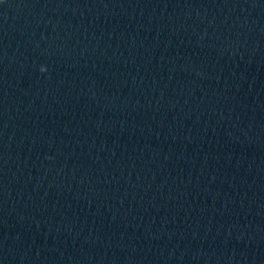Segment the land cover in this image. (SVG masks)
<instances>
[{"label": "water", "instance_id": "1", "mask_svg": "<svg viewBox=\"0 0 264 264\" xmlns=\"http://www.w3.org/2000/svg\"><path fill=\"white\" fill-rule=\"evenodd\" d=\"M0 264H264V0H0Z\"/></svg>", "mask_w": 264, "mask_h": 264}]
</instances>
